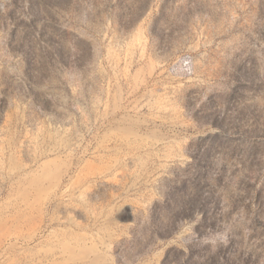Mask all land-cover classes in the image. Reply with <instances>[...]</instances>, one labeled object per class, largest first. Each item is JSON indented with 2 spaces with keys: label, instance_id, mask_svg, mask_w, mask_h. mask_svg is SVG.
<instances>
[{
  "label": "rangeland",
  "instance_id": "obj_1",
  "mask_svg": "<svg viewBox=\"0 0 264 264\" xmlns=\"http://www.w3.org/2000/svg\"><path fill=\"white\" fill-rule=\"evenodd\" d=\"M0 264H264V0H0Z\"/></svg>",
  "mask_w": 264,
  "mask_h": 264
}]
</instances>
